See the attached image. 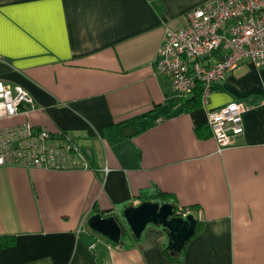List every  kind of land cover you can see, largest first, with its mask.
Returning a JSON list of instances; mask_svg holds the SVG:
<instances>
[{"label":"crops","instance_id":"obj_1","mask_svg":"<svg viewBox=\"0 0 264 264\" xmlns=\"http://www.w3.org/2000/svg\"><path fill=\"white\" fill-rule=\"evenodd\" d=\"M207 1L0 0V82L36 99L0 128L78 144L72 169L0 166V264H264V64L243 60L189 111L155 68L167 30ZM237 99L245 132L220 150L209 110ZM143 190L197 215L182 258L163 226L123 245L88 225Z\"/></svg>","mask_w":264,"mask_h":264},{"label":"built area","instance_id":"obj_2","mask_svg":"<svg viewBox=\"0 0 264 264\" xmlns=\"http://www.w3.org/2000/svg\"><path fill=\"white\" fill-rule=\"evenodd\" d=\"M245 59L264 64V0H209L188 13L185 27L167 30L155 68L170 77L182 98L202 85L206 104L214 83L225 80ZM35 102L24 86L0 82V120L27 111L24 106ZM246 109V101L237 99L209 110L220 150L244 134ZM76 149L70 133L54 134L30 123L0 128V166L72 169ZM186 212L179 208L178 214Z\"/></svg>","mask_w":264,"mask_h":264},{"label":"water","instance_id":"obj_3","mask_svg":"<svg viewBox=\"0 0 264 264\" xmlns=\"http://www.w3.org/2000/svg\"><path fill=\"white\" fill-rule=\"evenodd\" d=\"M176 204L146 200L139 204H130L124 211V217L133 234L140 238L150 224L162 225L167 228L168 247L173 254L181 253L196 231L199 220L193 211L178 214ZM88 225L114 242H120L123 226L116 215L104 216L102 212L91 215Z\"/></svg>","mask_w":264,"mask_h":264},{"label":"trees","instance_id":"obj_4","mask_svg":"<svg viewBox=\"0 0 264 264\" xmlns=\"http://www.w3.org/2000/svg\"><path fill=\"white\" fill-rule=\"evenodd\" d=\"M202 99H203V86L199 85L198 88L195 90L194 94L185 100V102L183 104V109L189 111V110H192L194 108L200 107L202 105ZM138 197L141 199V202L146 201V200L157 201V202H160L161 204L166 203V202H172V203L176 202L175 199L170 194H167L166 192H162V191L151 193L150 191L143 190L138 195ZM128 205H130V204H128ZM128 205L125 204L124 206L121 205V206L116 207L115 209H112L113 213L116 212V217L118 218V220L120 221V223L123 226V235H122L121 241L119 242L123 245L135 243L137 241H140V239L142 238V236L140 238H138L134 234H132L131 228L128 225L127 226H128V229L130 232L127 231L125 228V225H123V223L121 221V217L125 218L123 211ZM112 210L96 209L97 212L102 211L103 214L110 213V212H112ZM159 226H162V225H159ZM165 229L167 230V228H165ZM199 229H200V222L198 223V226H197V230H199ZM130 233H131V236H128ZM165 252L168 256H171L173 258H176V259L182 258V252L178 253V254L172 253V251L168 247V242L165 244Z\"/></svg>","mask_w":264,"mask_h":264},{"label":"rangeland","instance_id":"obj_5","mask_svg":"<svg viewBox=\"0 0 264 264\" xmlns=\"http://www.w3.org/2000/svg\"><path fill=\"white\" fill-rule=\"evenodd\" d=\"M35 101H36V99H35ZM114 214L116 215V212L113 213V214H109V215H114ZM109 215H107V216H109ZM121 221H122L123 225H125L126 230L129 231V229H128L129 224L127 223L126 219L123 218V217H121ZM127 225H128V226H127ZM129 227H130V226H129ZM129 232H130V231H129ZM131 233L133 234L132 230H131Z\"/></svg>","mask_w":264,"mask_h":264}]
</instances>
